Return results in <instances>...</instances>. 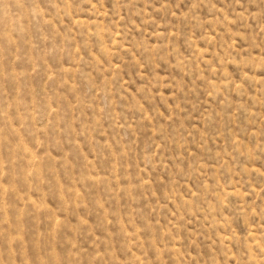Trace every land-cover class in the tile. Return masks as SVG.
<instances>
[{"label": "rangeland", "instance_id": "rangeland-1", "mask_svg": "<svg viewBox=\"0 0 264 264\" xmlns=\"http://www.w3.org/2000/svg\"><path fill=\"white\" fill-rule=\"evenodd\" d=\"M0 264H264V0H0Z\"/></svg>", "mask_w": 264, "mask_h": 264}]
</instances>
